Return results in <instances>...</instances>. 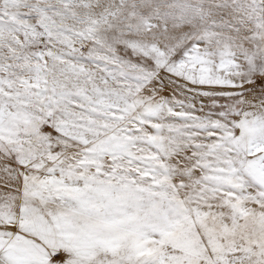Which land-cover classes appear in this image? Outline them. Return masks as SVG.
<instances>
[{"label":"snow or ice","instance_id":"obj_1","mask_svg":"<svg viewBox=\"0 0 264 264\" xmlns=\"http://www.w3.org/2000/svg\"><path fill=\"white\" fill-rule=\"evenodd\" d=\"M0 264H264V0H0Z\"/></svg>","mask_w":264,"mask_h":264}]
</instances>
